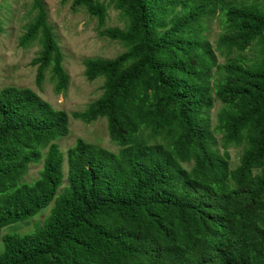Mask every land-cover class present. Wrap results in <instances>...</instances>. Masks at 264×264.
<instances>
[{
  "label": "trees",
  "instance_id": "1",
  "mask_svg": "<svg viewBox=\"0 0 264 264\" xmlns=\"http://www.w3.org/2000/svg\"><path fill=\"white\" fill-rule=\"evenodd\" d=\"M62 1L99 27L111 6L125 26L99 35L125 50L82 62L87 81L102 79L82 111L56 110L28 88L0 89V230L52 203L32 232L1 236L0 264H264V0ZM31 2L18 45L38 41L35 84L48 73L60 94L63 57ZM213 17L221 65L203 35ZM251 45L250 63L229 57ZM69 117L104 118L118 151L76 139L63 158L53 142L67 135ZM240 144L230 169L227 148ZM39 161L37 177L23 182Z\"/></svg>",
  "mask_w": 264,
  "mask_h": 264
},
{
  "label": "rangeland",
  "instance_id": "2",
  "mask_svg": "<svg viewBox=\"0 0 264 264\" xmlns=\"http://www.w3.org/2000/svg\"><path fill=\"white\" fill-rule=\"evenodd\" d=\"M32 0H0V89L6 86L28 88L41 100L47 102L52 108L62 110L66 114L82 111L84 107L95 100L101 93L102 79L87 81L83 75L82 62L88 58L112 59L125 50L118 42L111 41L99 35L106 28L123 29L125 19L111 6H107L106 18L102 26H98L94 18L89 17L83 10L72 12L69 2L62 0H38L44 10L47 25L50 27L54 40L63 57L62 66L68 75V86L63 93L55 94L48 73H45L40 85L35 84V67L29 64L30 60L40 49L37 40L26 47L18 45V39L25 27L32 21L34 11L31 8ZM107 4L108 0H99ZM238 1V0H237ZM249 1V0H242ZM220 33L215 17L203 21V35L211 45L216 63L221 65L226 59L224 52L216 49V39ZM257 48L251 45L242 53L231 52L229 57L243 58L250 63L256 56ZM213 71V70H212ZM220 108L217 100L213 101L210 110V124H215V113ZM142 137L145 139V132ZM219 135H215L219 152ZM76 139H81L95 147L103 148L109 152H117L118 144L110 141L106 131L104 118L84 124L71 117L68 118V133L57 138L55 143L63 158L65 151ZM148 144L162 143V139H148ZM242 144L229 146V168L234 169L238 164ZM185 167L190 166L184 165ZM41 161L29 164L22 181L29 183L37 177ZM63 178L57 193L65 185L66 166L63 161L61 167ZM52 203L42 208L33 217L18 222L0 230V252L2 250L1 236L3 234L23 235L33 231L48 215Z\"/></svg>",
  "mask_w": 264,
  "mask_h": 264
}]
</instances>
